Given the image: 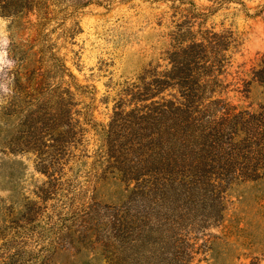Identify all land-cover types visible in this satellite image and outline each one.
<instances>
[{"label": "rangeland", "instance_id": "rangeland-1", "mask_svg": "<svg viewBox=\"0 0 264 264\" xmlns=\"http://www.w3.org/2000/svg\"><path fill=\"white\" fill-rule=\"evenodd\" d=\"M190 1L202 30L236 43L188 119L173 88L136 100L167 70ZM239 1L0 0L15 61L0 72V264H264V172H226L206 140L230 142L210 112L222 100L243 113L229 161L252 166L264 144V82L244 87L264 0Z\"/></svg>", "mask_w": 264, "mask_h": 264}, {"label": "trees", "instance_id": "trees-1", "mask_svg": "<svg viewBox=\"0 0 264 264\" xmlns=\"http://www.w3.org/2000/svg\"><path fill=\"white\" fill-rule=\"evenodd\" d=\"M166 1L172 3L179 1L181 5L186 3V0ZM208 1L217 4L219 7L232 2H239L243 5L239 0ZM188 4L189 7L182 10V13H184V16H182L183 20L181 24L178 25L173 38L175 46L173 52L170 53L167 59V70L163 73L152 75L151 83L142 93H139L140 98L136 101L144 102L151 100L159 96L166 89L173 88L177 91L182 100L177 110L190 119L196 112L201 114L200 111H197L198 108L196 106L204 99V95L207 93H215V87L220 83L218 76L223 75L224 67L227 63V53L235 46L236 40L234 34L230 31L214 32L211 30H202L201 27L205 21V15L197 12L194 2L190 1ZM217 10L218 8L210 12L213 13ZM255 16L261 17L264 21V2L258 7ZM198 20H201V22L196 23ZM195 26L196 30H193ZM245 75L249 77V81L244 82L245 88L252 82L263 83L264 56L260 59L259 63ZM188 104H190V106H188ZM212 105L214 106L213 109L210 110L212 118L220 114V118L223 122L220 124L221 130L219 131H222L224 126L232 128L230 142H228L230 147H236L238 144V133L240 132V128L243 127L240 126V124L236 126L232 125V120L242 118L243 113H234L235 109L222 100L214 101ZM251 117H254V115ZM259 117L262 120V124L256 126L257 132H259L257 135L264 139V109L259 114ZM219 131L216 130L217 134H219ZM242 133L245 134V132ZM209 135L210 139H213L209 140V138L206 137L207 141H211V143L209 142L210 151L216 156L227 155L228 157L226 166H224V168L228 170L226 172L230 174L236 173L235 175L238 174V177L244 178V180H254L264 172V164H262V161H264V144L261 147L258 146L256 152H248V155H252V166L248 165L246 168H238L233 162L229 161V159L236 157L237 154L232 155V153L226 152V145L224 143L228 142L220 143L217 136H213L212 133ZM230 147L228 148L229 151H231Z\"/></svg>", "mask_w": 264, "mask_h": 264}, {"label": "clouds", "instance_id": "clouds-1", "mask_svg": "<svg viewBox=\"0 0 264 264\" xmlns=\"http://www.w3.org/2000/svg\"><path fill=\"white\" fill-rule=\"evenodd\" d=\"M0 37H2V40H0V45H2L0 46V72H3L5 66L9 70L15 67V61L8 57L7 47L10 41L7 39L6 22L3 20H0ZM10 91L9 87L0 83V94L8 95ZM0 102H3L2 99H0Z\"/></svg>", "mask_w": 264, "mask_h": 264}]
</instances>
